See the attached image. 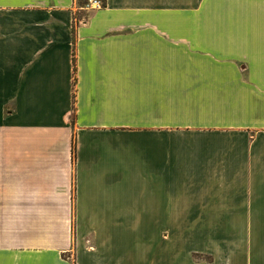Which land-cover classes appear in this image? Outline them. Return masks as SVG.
<instances>
[{
    "label": "crops",
    "instance_id": "crops-1",
    "mask_svg": "<svg viewBox=\"0 0 264 264\" xmlns=\"http://www.w3.org/2000/svg\"><path fill=\"white\" fill-rule=\"evenodd\" d=\"M174 262L264 264V0H0V264Z\"/></svg>",
    "mask_w": 264,
    "mask_h": 264
},
{
    "label": "rangeland",
    "instance_id": "rangeland-1",
    "mask_svg": "<svg viewBox=\"0 0 264 264\" xmlns=\"http://www.w3.org/2000/svg\"><path fill=\"white\" fill-rule=\"evenodd\" d=\"M86 1L88 0H77V2H79V4H84ZM76 16H80V18H84L86 19L89 14L88 13H80V14H76ZM192 257L195 258V259H203V260H206L208 259L210 256H209V253L207 252H192ZM175 259H178L177 256L174 257ZM173 264H177V262H174Z\"/></svg>",
    "mask_w": 264,
    "mask_h": 264
},
{
    "label": "trees",
    "instance_id": "trees-1",
    "mask_svg": "<svg viewBox=\"0 0 264 264\" xmlns=\"http://www.w3.org/2000/svg\"><path fill=\"white\" fill-rule=\"evenodd\" d=\"M73 150H74V143L72 142V152H73Z\"/></svg>",
    "mask_w": 264,
    "mask_h": 264
}]
</instances>
